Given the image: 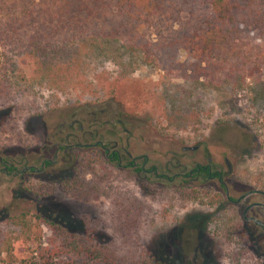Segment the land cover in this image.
Returning <instances> with one entry per match:
<instances>
[{
  "label": "trees",
  "instance_id": "16d2710c",
  "mask_svg": "<svg viewBox=\"0 0 264 264\" xmlns=\"http://www.w3.org/2000/svg\"><path fill=\"white\" fill-rule=\"evenodd\" d=\"M139 64L180 77L184 103L211 95L224 101L249 81L257 85L250 99L264 100V0H0V154L8 139L2 130L5 118L18 121L48 107V99L28 87L18 89V80L60 93L84 83L96 67L113 66L121 79ZM212 129L211 135L236 154L249 150L246 131L220 124ZM224 130L233 133L232 141L220 136ZM97 163L104 168V161ZM79 173L51 181L73 199L106 198V219L116 237L98 243L88 231L76 232L67 219L9 203L0 208V262L53 264L67 257L63 264H76L81 257L84 264H174L168 257L149 256L139 243L146 221L142 199L111 189L103 178L85 180ZM179 194H186L183 187ZM223 211L213 204L215 214ZM219 220L217 233L235 237L236 214ZM43 225L49 234L42 241Z\"/></svg>",
  "mask_w": 264,
  "mask_h": 264
},
{
  "label": "rangeland",
  "instance_id": "374dc122",
  "mask_svg": "<svg viewBox=\"0 0 264 264\" xmlns=\"http://www.w3.org/2000/svg\"><path fill=\"white\" fill-rule=\"evenodd\" d=\"M116 72L117 69L110 65L96 67L84 83L60 93L46 90L29 80H18L15 84L18 89L28 87V91L41 95L40 99H48V107L38 115H23L18 121L11 122L5 118L2 130L8 139L3 144L4 154H26L33 148L35 140L39 150L44 135L63 118L70 120V113L74 112L75 118L85 119L95 112L101 119H108L105 126H111V121L117 119L134 133L136 147L149 153L158 171L168 159L173 161L171 152L179 156L181 162L190 163L191 160L205 158L204 148H207L211 158L220 160L227 157L236 163L230 177L235 181L231 186L232 192L264 184V100L262 97L258 102L250 99L251 90L257 86L255 82L249 81L246 88L230 94L224 101L211 95L197 102L195 96L186 104L182 98L185 86L182 84L185 82L156 66L139 64L121 79H116ZM260 80L264 81V76ZM219 124L246 131L251 140L249 150L240 156L231 145L212 136V128ZM220 136L226 141L234 139L229 130L220 131ZM199 141L201 143L195 150L180 149L183 145H195ZM81 158L87 161L89 157L82 155ZM89 159L91 162L85 166L78 164L75 169L85 180L100 177L111 189L142 199L146 221L138 237L149 256L168 257L174 264L264 262V237H259V230L257 234L251 232L250 236L231 239L217 233L216 226L221 223L219 217L229 216L234 211L233 206L227 205L225 211L215 214L211 198L192 192L181 195L179 188L183 186L176 185V182L168 185L164 180H155V184L148 185L146 181L138 182L133 174L111 169L106 163L102 168L92 156ZM52 179L49 172H28L19 182L17 175L9 179L0 173V208L15 203L47 218L67 219L76 232L83 234L88 231L92 240L98 243L105 244L116 237L112 235L106 219V198L90 201L73 199ZM258 199L262 201L263 197ZM41 228L43 241L49 232L44 225ZM185 235L190 236L186 238ZM256 250L258 255H255ZM66 259L57 258L53 264H63ZM75 261L76 264H84L81 257ZM0 264H6V260L3 258ZM86 264L102 263L88 261Z\"/></svg>",
  "mask_w": 264,
  "mask_h": 264
},
{
  "label": "flooded vegetation",
  "instance_id": "af4514ba",
  "mask_svg": "<svg viewBox=\"0 0 264 264\" xmlns=\"http://www.w3.org/2000/svg\"><path fill=\"white\" fill-rule=\"evenodd\" d=\"M94 113L85 119L75 118V113H70V120L65 121L63 118L44 135L39 150L35 140L33 148L26 154L7 156L3 151L0 154V173L9 176V179L17 175L19 182H22L28 172H49L50 177L56 180L66 173L74 172L78 164L87 162L92 156L94 161L101 159L111 169L133 174L138 182L146 181L148 185L155 184V180H164L168 185L176 182V185L183 186L185 193L188 188L194 189L197 191L196 195L211 198L212 204L217 202L218 207L231 205L234 207L231 213L236 214L239 220V228L231 231L233 235L250 236L251 232L257 234L259 230V237H264V189L259 186L232 192L231 186L235 181L230 177L236 165L234 160L227 157L213 159L207 148H204L205 158L185 163L171 152L173 161L168 159L158 171L156 164L150 160L149 153L139 151L134 142V133L121 125L120 120L116 119L111 121V126H105L108 119H101ZM200 143L201 141L197 142L192 150L197 149ZM82 155L89 157L87 161L86 157L81 158ZM27 166L31 167L24 168ZM160 185L163 186L162 183ZM259 197H263V200H259ZM246 199L244 205H239ZM253 218L261 221L263 226L255 223ZM188 236L190 235H185L186 238Z\"/></svg>",
  "mask_w": 264,
  "mask_h": 264
},
{
  "label": "water",
  "instance_id": "95a60500",
  "mask_svg": "<svg viewBox=\"0 0 264 264\" xmlns=\"http://www.w3.org/2000/svg\"><path fill=\"white\" fill-rule=\"evenodd\" d=\"M194 148H195L194 145H183V146H181V149H183V150H192V149H194ZM28 167H31V166H27V167H24V168H28ZM32 167H33V166H32ZM253 221H254L255 223L260 224V225L263 226V223H262L261 221H259V220H257V219H254V218H253Z\"/></svg>",
  "mask_w": 264,
  "mask_h": 264
}]
</instances>
